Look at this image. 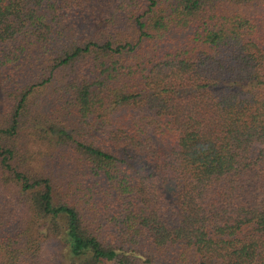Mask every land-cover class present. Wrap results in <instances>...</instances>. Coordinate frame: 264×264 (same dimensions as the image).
Listing matches in <instances>:
<instances>
[{"label": "trees", "instance_id": "trees-1", "mask_svg": "<svg viewBox=\"0 0 264 264\" xmlns=\"http://www.w3.org/2000/svg\"><path fill=\"white\" fill-rule=\"evenodd\" d=\"M0 264H264V0H0Z\"/></svg>", "mask_w": 264, "mask_h": 264}]
</instances>
